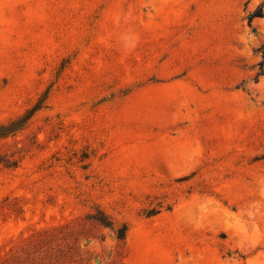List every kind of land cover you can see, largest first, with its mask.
I'll list each match as a JSON object with an SVG mask.
<instances>
[{"label": "rangeland", "instance_id": "1", "mask_svg": "<svg viewBox=\"0 0 264 264\" xmlns=\"http://www.w3.org/2000/svg\"><path fill=\"white\" fill-rule=\"evenodd\" d=\"M263 43L264 0H0V264H264Z\"/></svg>", "mask_w": 264, "mask_h": 264}, {"label": "trees", "instance_id": "2", "mask_svg": "<svg viewBox=\"0 0 264 264\" xmlns=\"http://www.w3.org/2000/svg\"><path fill=\"white\" fill-rule=\"evenodd\" d=\"M263 16V6H259L257 8V10L251 14L250 16V21H252L254 18L256 17H262ZM261 49L263 50V56H264V43L261 46ZM54 230H45V231H41L38 232L36 235H34L31 240L29 241V245L31 247H37L38 245H40L41 243H43L46 239H48V237L53 238L54 237ZM6 262V261H5ZM27 262L30 263H34L35 260L34 259H28Z\"/></svg>", "mask_w": 264, "mask_h": 264}]
</instances>
